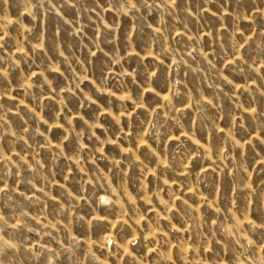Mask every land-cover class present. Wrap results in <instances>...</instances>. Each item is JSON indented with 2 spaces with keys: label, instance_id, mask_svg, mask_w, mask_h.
I'll list each match as a JSON object with an SVG mask.
<instances>
[{
  "label": "rangeland",
  "instance_id": "rangeland-1",
  "mask_svg": "<svg viewBox=\"0 0 264 264\" xmlns=\"http://www.w3.org/2000/svg\"><path fill=\"white\" fill-rule=\"evenodd\" d=\"M0 264H264V0H0Z\"/></svg>",
  "mask_w": 264,
  "mask_h": 264
}]
</instances>
